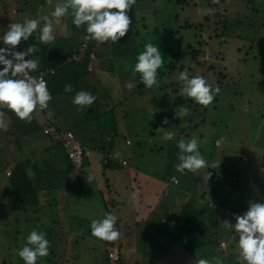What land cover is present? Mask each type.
<instances>
[{
  "label": "rangeland",
  "instance_id": "1",
  "mask_svg": "<svg viewBox=\"0 0 264 264\" xmlns=\"http://www.w3.org/2000/svg\"><path fill=\"white\" fill-rule=\"evenodd\" d=\"M8 2L10 6L15 4V0H8ZM57 2H60V0H54L52 6L44 4L45 6L43 9L48 8L47 12L50 14L54 10V5ZM159 2L162 3V7L168 6L169 10L164 11L160 9L159 11ZM227 2L230 3L231 1L229 0ZM255 3H260L264 7V0H254L251 5L255 6ZM172 4H175V1L170 0L169 3H167L166 0H164V2H162V0H153L151 7H149V4H146L145 7H137L135 4V14L139 16L151 14L152 12L155 13L154 10L157 8L158 13H155L147 20L148 29L151 31L149 36L145 37L144 30H138L140 28L136 25V28H134L136 30L135 41L132 38L134 30L129 28L128 33L120 38L115 45L112 43V46H107L105 43L99 44L98 41L96 42L97 45H102L101 51L108 52L110 55H102L98 57L95 62H92V64H87L88 70H90L91 73H97L101 83L105 86L108 85L107 83H116L114 88H112L115 93V98H112L113 91L111 89L109 94L105 92L104 96L101 91H97L98 93H95V95L92 92L91 94L96 97V100L90 107H80L71 102L65 114L63 112V103L61 101L59 103L62 94L61 91H64L61 87L60 92L53 95L55 103H59L60 106L56 111L62 114L63 117L67 116L64 122H68L70 126H75L76 124L87 126L86 120L88 118V113L95 108L94 104H98L99 99H101L106 111L98 116L95 115V119L92 120L90 126H95L97 129L101 128L103 133H109L111 136L115 135V137H118L116 138L118 144L116 143L114 147L111 146L110 148L119 150L118 152L121 154V147H123L124 144L128 145V139L125 143L123 142L124 136H126V134L131 136L132 145L126 146L127 149L123 150V153L127 155L129 152L128 156L132 158L133 162H137L139 168L146 170V172L150 174H153L151 173L152 171L164 172L166 169V164L163 165V162L166 163V156L162 159L161 154L168 153V142L163 145V132L157 131L155 126L158 125V129L161 128V119L163 118L165 120L167 117L166 115H169L170 118L167 119L168 123L166 124L169 129L163 128L165 131H172L175 134L177 132L181 134L188 130L191 132L189 136L173 137V139L170 140V143H172L171 148L176 150L179 154V149L177 147L179 139L183 137L185 140H188L193 135L198 138V133L200 132L203 134V139L198 138L200 142L199 151L207 161L208 167H217L215 169L201 168L195 172L191 171L190 174L177 172L176 176L184 187H190V190H193V192H196L195 190L197 189L199 194L204 192L205 197L208 199H213V191L219 192V200L215 202H217V204H224L227 209L239 210L248 208L249 201L255 202V194L249 191L252 190L255 192V189L259 192L256 198L258 201L257 203H264V57H262L264 54V41L259 45L258 51H255V45L254 50L246 51L249 42H245L242 48V54L236 50V48L241 45V42L230 41L227 44H222L221 53L225 59V66L227 72L230 74V78L228 80L226 79L223 88L219 91L215 106H212V103L209 105L207 113L205 114V123L199 125L196 129H190L192 124L200 120V116L198 117L196 111L194 115L189 113L187 116L177 121L173 119V117H176L175 112H178L181 107L185 106L181 105L178 109V107H173V105L168 102L169 100L167 99L166 93L168 94L169 92L167 89H159L165 82L164 78L157 77L158 86H153L152 88L142 87L136 95L128 99H123L122 97L125 95L123 90L127 86L125 84L126 79H130L133 75L126 72V69L131 68L134 62H137L136 57L143 51L146 43H153L158 47L160 52L162 48L175 51L179 48V43L174 40L175 31H173L172 34L167 33L172 29V27L169 26L170 21L167 15L178 12V8L174 7ZM10 6L4 7L9 10ZM13 8L15 7L12 6L11 9ZM198 9V6L193 7L192 5L187 7V9H180L178 17H188L191 18V21H200L201 14L198 12ZM23 14L19 17L20 23L26 19H39V17H37L39 13L35 10ZM128 15H130L129 12ZM66 17L63 18V24H65V26L62 33L59 26H55V35L63 36L58 39V43L62 44L66 42L69 43L74 35L71 34L72 31H70L73 26L69 25L73 24L72 21H70L72 17L69 18L68 21ZM163 23H165L166 26V34H162L161 26ZM81 29L86 30V27L81 26ZM204 35L205 34H203V36ZM183 40V46L188 45L189 42L193 46H196V40L192 35V30L183 33ZM133 41L135 43L137 41V44L141 46L135 47ZM121 42H123V44H121ZM216 43L219 44L218 41H216ZM90 56L93 57V54L91 53ZM178 58L184 62L188 59L186 56L181 58V55H179ZM2 68L3 66H1L0 70H2ZM236 78H238V80ZM117 81H120V86ZM88 83L90 82L88 81ZM108 97L110 98L109 105L106 104ZM111 100H113L112 103ZM193 106L196 108L195 104H193ZM80 109H82L81 112H79ZM122 115L124 117L121 119ZM215 118L217 119V123H215L213 129L216 134L211 136V134H209L211 123ZM169 121L170 123L173 122V124H169ZM4 125L5 126L2 127L0 131V152L5 150L7 154V157L4 159L6 171L9 170V175H12L10 164L13 161L10 155L16 153L15 139L17 132H15V128H13L10 123L5 122ZM120 128L126 131L121 133L122 130H120ZM95 136L96 132H94L93 142L96 141ZM80 139L83 141L82 138ZM160 139H162V142ZM19 148L22 150L23 156L28 155L27 148H24L21 144ZM60 151L65 153L62 148ZM19 155L22 156L21 154ZM95 155L92 154V157H95ZM207 173H211V178L208 180L206 176ZM163 177L166 178L165 175ZM184 178L190 179L187 181L188 183H185ZM192 180L195 182L193 187L191 186L193 185ZM161 181L165 182L164 179H161ZM78 186L77 188L80 189L81 185ZM113 188L117 191V195L115 196L114 193L112 195L108 194L107 196L105 195V198L110 202L113 198L117 197V201H113V204L114 206L117 204L120 209H124L123 215L127 217L133 212L132 208L134 203L124 198L127 192L124 191L121 183L116 181L113 184ZM83 191L85 193H81L79 190L73 191L72 188H67L66 191L65 189L59 191L52 188L46 191V193L42 192V203L46 199L48 201V197H50L52 201H54L53 198L56 199L57 206L50 207L51 217L49 220L53 219V213L54 215L58 213V225L55 224L54 229L52 228L50 229L51 231L46 230L44 232L46 234V239H48L52 247L51 250H49V255L39 258L37 264H123L110 263L107 260L105 255L106 246L109 245L110 241L100 240L91 235V221L93 219H102L103 213H114V209H111L112 205L108 206L102 204L101 206V200L97 193L95 194L85 189ZM166 191V205L172 209L177 204L173 202V207L170 206L172 201L170 195L174 190L167 187ZM153 194L155 193L153 192ZM153 194L144 198L142 203L143 206L154 202L156 196ZM118 195H120V197H118ZM3 196V190L0 189V222L2 223H0V249L2 253H5L7 241L4 231L7 228L10 230L13 228L12 224H6L8 222L5 217L10 214V209L13 210L14 208L11 201L5 200ZM157 214L159 213L153 211V215L149 217L146 211L148 217L146 216L144 221L149 224L143 221L139 224L137 222V224L133 226L129 236L136 238L137 235L136 240H131L130 237L124 240V235L122 234L120 246L123 253L129 252L128 254H130L127 255L128 260H126L124 264H194V257L184 254L183 251H181V247L177 245L173 231L168 226L169 224L163 223L160 225V223H158V218H156L158 217ZM29 215L32 217L34 213L30 212ZM226 220L233 223L230 217L223 215L221 221L224 222ZM64 222L65 224H63ZM222 223L220 222L218 223L219 225H215L218 234L232 240L233 236L230 238L229 235L230 230L226 229ZM6 226L8 227L6 228ZM60 226L63 228L67 226L69 230L58 229L61 233L56 232L55 229ZM118 226L119 229L122 225L120 226L119 224ZM160 226H164L165 230H159ZM27 227L30 228V230L28 229L30 232L34 230L33 222L29 223ZM29 231L28 233H30ZM37 231L42 232L40 229ZM207 231L210 235H214L215 233V230L212 228H209ZM13 235L17 236L15 233L10 234L9 237ZM236 238H238V234H236ZM131 246H133V248H130ZM191 251L196 257L202 254V248H192ZM232 255L233 259L237 261V250L234 249ZM205 257L206 255L204 259H207Z\"/></svg>",
  "mask_w": 264,
  "mask_h": 264
},
{
  "label": "trees",
  "instance_id": "2",
  "mask_svg": "<svg viewBox=\"0 0 264 264\" xmlns=\"http://www.w3.org/2000/svg\"><path fill=\"white\" fill-rule=\"evenodd\" d=\"M54 1V0H53ZM170 0H166L169 3ZM175 1V4H172L174 7L178 8V12L174 14L167 15L170 23L169 26L172 29L167 32L168 34H172L175 31V39L179 44L175 50H169L168 48H162L161 54L164 59L163 67L158 70V77L164 78V84H162L159 89H167L169 92L166 93L167 99L169 100L173 107H179L181 105L189 108V113L194 115L195 111L197 112L198 117L200 116V120L195 124L191 125L190 129H196L199 125H203L206 121L205 114L209 108L208 106H203L196 103L192 98L187 96L180 95V89L182 82L179 81V75L181 72L187 71L189 77L199 74L203 76L209 83L219 87L220 91L224 86L226 79L230 78L229 72H227V68L225 66V59L223 58V54L221 53L222 44L229 43L230 41L241 42V45L236 48L242 54V48L244 47L245 42H249L246 47V51L254 50L258 51L259 45L264 41V7L260 3H255L251 5L254 0H171ZM153 0H136L137 7H145L146 4H149L151 7ZM164 2V0H162ZM7 4V5H6ZM44 4H47L46 0H15V4L12 5L15 8L11 9L12 6L9 5L8 0H0V36L4 34V31L7 30L8 25L10 23H18L19 17L23 13L30 12L31 10H35L39 13V20L41 25H43L44 21L42 17L50 16L47 12L48 8H44ZM195 6L201 8H211L214 11L211 14L200 15V21H191V18L182 17L179 18V10L187 9L189 6ZM4 6H10V9H6ZM135 5L132 6V9L129 10L130 19L132 23L129 28L134 30L132 38L136 39V25L138 30H144V35L149 36L151 33L150 29H148V19L151 18L152 15L158 13L157 8L154 10L155 13L146 14L144 16H139L135 14ZM161 10H169L168 6L162 7V3L159 2V11ZM195 9V8H194ZM24 15V14H23ZM71 15L66 17L68 21L71 18ZM65 18V17H64ZM72 21V20H70ZM20 23V22H19ZM72 27L73 37L70 39L69 43H58V39L63 37L59 35H55L56 39L53 43L50 44H41L39 41V29L32 34L31 37L27 41L22 40L21 43L14 49V51L22 52L27 51L29 46L35 45L38 49L35 53H29L27 59H35L39 61V67L36 71L40 70H49L46 75L47 80V88L53 97L54 94L60 92V88H65V85H72V92L66 93L65 91H61V97L59 100L63 103V112L66 114L68 105L72 102L76 92L78 91H86L95 95V90H97L95 83L90 85L91 79V71L88 70L87 64H92L98 58V51L101 49L103 44L100 43L97 45V41L86 38V30L81 29V27L77 28L74 24H69ZM59 26V29L62 33L64 30L65 24L62 22ZM86 27V26H85ZM162 34H166V26L165 23L161 26ZM188 30H192V35L195 37L196 46H193L190 42L188 45L183 46V33ZM203 34H205L203 36ZM197 36V38H196ZM79 41V42H77ZM133 41V42H134ZM139 41V40H138ZM218 41L219 44L216 43ZM108 45L112 46V42L108 41ZM123 44V42H121ZM120 44V45H121ZM135 47L141 46L134 42ZM217 44V46H216ZM107 45V46H108ZM115 45V43H114ZM6 47L2 41H0V48ZM218 49V50H217ZM181 51V52H180ZM135 52V49H134ZM93 54V57L90 54ZM180 53V54H179ZM222 54V55H221ZM179 55L181 58L186 56L188 59L184 62L179 60ZM264 57V54L263 56ZM180 58V59H181ZM245 59V58H243ZM136 62L132 65L131 68H127L126 72L133 74L132 70ZM1 68V66H0ZM54 70V71H53ZM52 71V72H51ZM140 74L137 73L135 77L133 75L130 79H126V85L131 83L133 87L129 89L127 86L123 90L124 94L123 99H128L133 95H136L139 90L144 87L143 84L140 83L139 79ZM238 80V78H236ZM219 93L215 96L212 106H215V103L218 100ZM59 103L56 104L54 97L48 103L47 106L54 109H59ZM196 105V108L193 106ZM58 105V106H57ZM50 110L53 112V110ZM93 108L88 113V118L86 120L88 128L91 127L90 124L93 119H95V115H99V111ZM200 109V110H198ZM82 109L79 110L81 112ZM0 111H4L5 122L10 123L13 128H15V132H17V136L15 139L16 153H12L10 157L12 158V163L10 167L12 170L11 174L6 175V163L4 161L7 154L4 151L0 152V189L3 190L5 200L11 201L13 205V210L10 209V214L6 215L7 218L6 224H12L13 228L10 230L6 226V248L5 253H2L0 249V264H24V261L18 256V250L21 249L26 244V237L30 234L28 231L30 228L27 227L29 223L33 222L34 230L42 231L43 233L47 230L54 229V225H58V213L54 215L53 219L49 220L50 215V207H56L57 202L56 199H50L48 197L45 201H41L42 192L46 193V191L52 189L55 185L53 177H56V172H58L59 167L55 164V162L46 157L43 158V148L46 140L55 141L57 145H60L65 152V155L68 159L65 148L62 145L61 139L53 135L52 133L45 134L43 132L44 120H43V111L38 107L33 113L31 122L22 121L17 116L12 113L7 108H0ZM55 111V110H54ZM57 112V111H55ZM38 115V116H37ZM62 116V114H59ZM165 116V115H164ZM167 119L170 118L169 115H166ZM67 117V116H66ZM66 117L65 120H66ZM124 116L122 115L121 119ZM114 119V115H113ZM175 121L179 118L173 117ZM68 120V119H67ZM164 119H161V128H168L166 124L163 123ZM217 123V119H213L211 123L210 133L211 136L215 135V130L213 127ZM68 124V122L66 123ZM169 124H173V122ZM59 125V124H58ZM60 126V125H59ZM70 126V125H69ZM156 125V129H158ZM61 127V126H60ZM169 129V128H168ZM2 128H0V131ZM96 132V141H94V134L87 138V145L80 141L82 144L90 148V156L92 154H96L99 162L102 165L109 166L110 163L120 164L117 159L107 160L104 162V157L102 154L110 153L114 155V153L119 150H114L110 148L111 146H115L118 144V140L113 136L112 140L109 141L110 134H106L102 132V129H93ZM191 134L190 130L184 131L181 134L178 132L174 137L178 138L179 136H189ZM127 136V135H126ZM126 136L123 138V142L125 143ZM219 136V135H218ZM110 139H109V138ZM220 137V136H219ZM198 138L203 139V134L198 133ZM78 139V138H77ZM92 139V140H90ZM89 140V141H88ZM162 139H160L161 141ZM108 142H111V146H108ZM162 142V141H161ZM167 147L169 148L166 154H161L162 159L166 156L165 171L160 172H151L152 175H155L157 179H164L167 186L172 188V186L177 191V196L174 195L172 197V201L170 206H172L173 202L178 200V197H182L181 204L179 207L176 206L173 210L170 207L165 209L164 220L160 222V225L165 223L169 224L168 226L173 231L174 237L176 238V243L179 247H181V251L184 254L192 255L194 258V262L199 259L205 258L211 260L213 257H221L223 259L224 264H237V261L233 259L232 252L235 249L238 243V238H236V234L234 230L229 231L230 238L233 236V239L225 238L222 235L218 234L217 227L215 225H219L218 223H222L221 217L228 216L232 219L233 225L235 224V219L229 216L224 212L227 208L224 204L215 202L218 201L219 192L213 191L212 197L213 199H208L205 197L204 192L200 193L193 192L190 190V187H184L180 183L179 178L176 176L177 171L175 169V165L178 163V153L176 150L171 148L170 140L163 139L164 143H167ZM120 145L121 142L119 141ZM215 143V141H214ZM23 145L24 148H27L28 155L23 156L22 150H20L19 146ZM128 145L121 147V151L126 149V146L132 145V138L129 136ZM122 146V145H121ZM220 146V145H219ZM43 147V148H42ZM95 150H99L100 154L95 152ZM95 152V153H94ZM21 154L22 156H20ZM29 155H33L37 159V163H39L38 168L32 162V158ZM123 158V153L121 154V158ZM69 160V159H68ZM85 160V159H84ZM70 162V160H69ZM84 163V161H83ZM81 164L83 166L84 164ZM126 165V164H125ZM79 168L73 167L70 162V168L79 170ZM136 168H139L136 166ZM36 169V171H35ZM31 170L34 173V176H30L28 171ZM146 172V170H143ZM185 173L190 174L191 171L185 170ZM165 175L166 178L163 176ZM176 177V180L172 178ZM3 179V180H2ZM185 183L190 179H185ZM193 185L195 182L192 180ZM249 192L255 194V202L259 192L255 189V192L250 190ZM166 196L162 191L160 198L163 199L164 204H166ZM251 200V199H250ZM16 204V205H15ZM215 206V207H214ZM173 207V206H172ZM220 207V208H219ZM245 209V210H244ZM234 210L227 209L229 211L236 212L238 214H243L247 211L248 208ZM173 210V211H172ZM28 211V212H27ZM33 212L34 215L30 217L29 213ZM174 215V216H173ZM11 220V221H9ZM168 222V223H167ZM1 223V222H0ZM2 224V223H1ZM119 223L117 222L115 227L118 229ZM121 226V224H120ZM59 228H62L60 226ZM58 227L55 229H59ZM212 228L215 230L214 235H210L208 233V229ZM27 229V230H26ZM29 229V230H28ZM120 229V228H119ZM118 229V230H119ZM33 231V230H32ZM51 231V230H50ZM30 232V231H29ZM121 232V230H119ZM17 234V236L13 235L9 237L10 234ZM121 237V236H120ZM118 238L116 240L110 241L109 245H116L119 247L121 251L120 241L122 238ZM224 242V246L221 243ZM175 245V246H177ZM106 247V258H107V248ZM52 245L50 244L49 250H51ZM192 248L201 249L202 254L199 257L194 256V253L191 251ZM191 251V252H190ZM50 253V252H49ZM60 257V256H57ZM121 257V253H120ZM192 260V261H193ZM120 261V260H119ZM120 263V262H118Z\"/></svg>",
  "mask_w": 264,
  "mask_h": 264
},
{
  "label": "clouds",
  "instance_id": "3",
  "mask_svg": "<svg viewBox=\"0 0 264 264\" xmlns=\"http://www.w3.org/2000/svg\"><path fill=\"white\" fill-rule=\"evenodd\" d=\"M49 6L53 0H46ZM136 0H60L54 5L50 16L42 17L44 23L41 25L39 19H26L22 23H10L0 41L6 46L0 48V108H7L22 121L31 122L32 113L39 108H46L52 96L46 86L44 73L39 76L30 75L39 67V61L27 59L29 53L38 51L35 45L29 46L27 51H14L22 40L27 41L34 32L39 29V41L41 44L53 43L55 37V26L60 25L62 18L71 15L72 23L77 27L86 26V38L104 43L111 41L116 43L124 37L132 23L128 12L135 5ZM211 8H201L198 12L202 15L211 14ZM137 62L133 67V77L140 74V83L145 88L158 86V70L163 67L164 59L158 47L153 43H146L142 52L136 57ZM54 71V70H53ZM19 77V78H18ZM179 81L182 82L180 95L192 98L196 103L208 106L219 93L218 86L215 88L203 76L196 74L189 77L187 71L181 72ZM131 89L133 85L127 84ZM72 85H65L66 93L72 92ZM96 97L86 91L76 92L72 103L80 107H90ZM189 114V109L181 107L175 112L176 118H182ZM4 111H0V128L4 127ZM168 123L167 118L163 121ZM163 132L164 140H172L176 135L172 131ZM199 140L193 135L185 140L181 137L177 143L179 149L178 163L175 165L177 172L184 173L185 170L195 172L201 168L208 167L207 161L199 151ZM113 159L119 160L121 153L116 152ZM30 176H34L31 170ZM207 180L211 173H207ZM176 180V177L172 178ZM235 224L224 221L222 224L226 229L234 230L238 234L236 245L237 264H264V203L249 201L245 213L234 217ZM117 217L111 213H103L102 219H93L90 224L91 235L100 240L113 241L120 237L119 230L115 227ZM50 242L46 234L33 230L26 237V244L18 250V256L24 264H37L39 258L49 255ZM194 264H224L221 257L199 259Z\"/></svg>",
  "mask_w": 264,
  "mask_h": 264
},
{
  "label": "crops",
  "instance_id": "4",
  "mask_svg": "<svg viewBox=\"0 0 264 264\" xmlns=\"http://www.w3.org/2000/svg\"><path fill=\"white\" fill-rule=\"evenodd\" d=\"M104 43L106 45L109 44L108 41ZM102 55L107 56L110 54L108 52H103L99 50L98 57ZM120 81H117L119 86H120ZM93 83H95L96 88H97V90H95V93H98L97 91H101L103 92V96L105 95V92L109 94L110 89L112 90V88H114V86L116 85V83L114 84L112 82L107 83L108 84L107 86L103 85L99 77L97 76V73L91 74L90 85H92ZM112 91H113L112 98L113 97L115 98L114 90ZM112 101L113 100H111V103ZM106 102H107L106 104L109 105L110 103L109 97L107 98ZM94 105H95V109L99 111V115L106 111L103 107V101L101 99H99L98 104H94ZM54 110L56 111L57 109H54ZM54 110H53V113L57 119L58 124L61 127L74 132L77 138L79 139V141H82L80 139L82 138L83 139L82 142L84 144L86 142V145H87V141H86L87 138L94 134L95 131H93V129L97 127L94 126V127L88 128V126H81L79 124H76L75 126H69L68 124L64 122L65 118L63 117V115L62 116L59 115V113L55 112ZM121 128L120 130H122ZM124 131L126 130H122L121 133H123ZM110 138H109L110 139L109 141L112 140L113 136H110ZM126 139H129L128 135L126 136ZM45 142H47L46 144H44L45 148L42 147L44 149L42 151L44 153L43 158L46 157L48 159H51L55 162L56 165L59 166L57 167L59 168V170L58 172H56V177L52 178L55 181V185L52 188L53 189L55 188L59 191H62L64 189L66 191L67 188H72L73 191L79 190L81 193H85L83 191L85 189V190L94 192L95 194L97 193L101 200V206L102 204L108 205V206L112 205L111 209H114V213L112 214L117 217V222L122 225L119 229L121 230L120 238H122V234H123L124 240L129 239V237L131 238V240H136L137 235H136V238L129 236L130 232L133 229V226L136 225L137 222L138 224L143 222L146 216L148 217L149 215V217H151L153 215V211H156L157 213H159L157 214L158 217L156 218H158L161 222L164 220V216L163 217L161 216L164 214L165 209L168 206L164 204L165 201H163V199L160 198V196H161L162 191L165 193V195H167L166 188L169 186L163 183L160 179H157L155 175H152L148 172H144L143 169L141 168H136L137 162L134 163L132 158L128 156L129 152L127 155L122 152L123 158L127 161L126 165L120 166L118 164L110 163L109 166H105L99 162L98 157L91 156L84 160V163H83L84 165L81 166L82 167L81 169L75 170V169L70 168V162L67 159L65 153H62L60 151L61 149L60 145H57L55 141L52 142L50 140H46ZM108 143H109L108 146H111V142H108ZM29 157L32 158V162H34V165L36 166V169H37L39 165V163H37V159L33 155H29ZM116 181H118V183H121L124 191L127 192L125 193L126 195L124 196V198L126 200H131L134 203V206L132 208L133 212H131L127 217H124L123 215L124 209H120L117 206V204L114 206L113 201H117V197L113 198L110 202H108V200H106L105 198V195L107 196L108 194L112 195L114 193L115 196L117 195V191L114 190L113 188V184ZM78 185H81L80 189L77 188L79 187ZM173 187L175 186H172V189L174 190V192H172V194L170 195L171 197H173V195L177 196V191H175ZM152 191L155 194H153ZM150 194H153L156 196L154 202L143 206L142 203L144 201V198ZM118 197H120V195H118ZM181 199L182 197H178V200L176 201L177 203L176 208L179 207V205L181 204V201H182ZM176 208H173V210ZM146 211L148 215H146ZM145 223L149 224L148 222H145ZM63 224H65V222ZM67 228L68 227L66 226V228L62 227L59 229L69 230ZM161 229L165 230L164 226H160L159 230ZM56 232L61 233L58 229L56 230ZM130 248H133V246H131ZM128 253L129 252L123 253V250L121 248V257L119 261L120 263L124 264V262L128 260L127 255H130Z\"/></svg>",
  "mask_w": 264,
  "mask_h": 264
},
{
  "label": "built area",
  "instance_id": "5",
  "mask_svg": "<svg viewBox=\"0 0 264 264\" xmlns=\"http://www.w3.org/2000/svg\"><path fill=\"white\" fill-rule=\"evenodd\" d=\"M47 70H40V71H35L31 72L30 75L33 76H39L40 73H44V80L46 81V86H47V80H46V75L48 73ZM52 72V71H51ZM41 109V108H40ZM44 113L43 115V120H44V126H43V132L45 134L52 133L62 141V145L65 148V151L67 153L68 159L72 163L73 167L79 168L81 164L83 163L84 159L88 158L91 154L90 148L82 144L79 139H77V136L75 135L74 132L71 130L65 129L63 127H60L58 125L57 119L54 116V113L50 110L49 106L46 108L41 109ZM95 152L100 154L99 150H95ZM94 152V153H95ZM104 157V162L108 160H112V154L107 153V154H102ZM121 165L127 164V161L125 159H119L118 160ZM6 174L9 175L10 171L7 170ZM215 207V206H214ZM226 214L234 218L236 215H240L236 212L229 211V210H224ZM222 246H224V242L221 243ZM120 249L116 245H110L107 248V260L110 263H118L120 260Z\"/></svg>",
  "mask_w": 264,
  "mask_h": 264
}]
</instances>
